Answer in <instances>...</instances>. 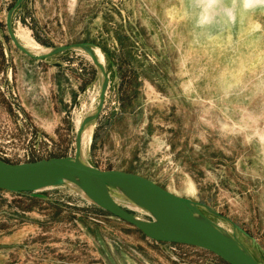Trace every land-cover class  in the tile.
Instances as JSON below:
<instances>
[{
	"label": "rangeland",
	"instance_id": "374dc122",
	"mask_svg": "<svg viewBox=\"0 0 264 264\" xmlns=\"http://www.w3.org/2000/svg\"><path fill=\"white\" fill-rule=\"evenodd\" d=\"M17 1L0 0V158L78 156L144 175L191 199L264 264V0H23L14 9ZM12 10L19 44L28 36L48 50L26 48L33 55L71 47L28 55L10 36ZM116 30L137 41L140 75L129 82L126 67L122 85L108 72L105 85L101 46L118 47ZM105 88L100 116L79 136ZM99 209L76 183L0 189V264H228Z\"/></svg>",
	"mask_w": 264,
	"mask_h": 264
},
{
	"label": "water",
	"instance_id": "95a60500",
	"mask_svg": "<svg viewBox=\"0 0 264 264\" xmlns=\"http://www.w3.org/2000/svg\"><path fill=\"white\" fill-rule=\"evenodd\" d=\"M23 0H18L14 9L19 7ZM13 9V10H14ZM8 19L10 36L17 45L28 55L34 58L48 57L57 52L69 49L65 46L54 49L40 57L33 55L22 47L12 29V12ZM80 46L91 53L94 60L96 56L89 44ZM105 76V85L109 83V73L106 67L98 64ZM106 95L103 89L101 102L93 116L88 117L79 128V136L84 131L87 123L100 116ZM66 179H72V183L80 185L85 193L94 190L91 200L101 209L111 215L122 219L138 230L146 237L161 243H179L203 248L228 264H263L257 260L240 241L224 231L195 206V203L184 196L178 195L154 180L131 171L120 169L103 170L85 163L80 157H53L32 162L10 163L0 158V189L11 192H23L39 190L45 186L54 184H66ZM92 184V187L89 185ZM124 185L133 193L135 200L147 209L154 220L158 218L162 226L152 225L154 220L148 223L142 222L136 215L122 206L111 194L110 186ZM34 196H43L34 193ZM205 217L212 223L203 224L195 213ZM156 217V218H155ZM233 237V238H232Z\"/></svg>",
	"mask_w": 264,
	"mask_h": 264
},
{
	"label": "trees",
	"instance_id": "16d2710c",
	"mask_svg": "<svg viewBox=\"0 0 264 264\" xmlns=\"http://www.w3.org/2000/svg\"><path fill=\"white\" fill-rule=\"evenodd\" d=\"M115 37H116V41L118 42V45H117L118 47L116 49L112 50L105 46H101L103 51L106 54V58L108 62V66H107L108 72H110L113 77L115 75H118V78L120 79V82H121V83L119 82V84L124 85L127 82L125 81V78L127 76L125 72H126V67H128L130 70H132L134 74L133 80L131 79L129 82H134L139 78V75H140L138 68L135 66L134 60H133L134 59L133 50H134V47L137 41H135L134 39L132 40L131 35H129L126 31H123L121 33L120 30H116ZM115 67L117 68V72H116V69L114 70ZM119 100L121 102L120 114L122 115V113L127 110V104L125 101V97H120ZM116 114L117 112H112L108 121H112L114 117L116 116ZM116 119L117 120L121 119V116H117ZM97 131H98V128L95 131L93 145H95L96 140L98 139ZM99 210L107 215H111L109 212L101 208ZM219 259L222 260L221 258Z\"/></svg>",
	"mask_w": 264,
	"mask_h": 264
},
{
	"label": "bare ground",
	"instance_id": "6f19581e",
	"mask_svg": "<svg viewBox=\"0 0 264 264\" xmlns=\"http://www.w3.org/2000/svg\"><path fill=\"white\" fill-rule=\"evenodd\" d=\"M20 40L21 42L25 45L26 48H28L30 51L36 53V54H40V53H45L48 50L38 46L37 44H35V42L32 40V38L28 37V36H20ZM98 53V57L100 59L101 62L104 61L103 55L101 54L100 51H97ZM72 179H66L65 182H67V184L72 183L71 182ZM92 187V184H89ZM82 188V187H81ZM93 190V187H92ZM110 191L111 194L114 196V198L120 203L119 201V197L120 198H124L126 200H128L130 202V204L132 205V207L134 206L135 208L139 209V210H145L147 212H149L147 209H145L140 203H138L135 198H134V193L128 188L125 187L124 185H117V186H110ZM86 195L89 197L90 196H94V190L91 192V189H89V194L86 192ZM90 198V197H89ZM91 199V198H90ZM93 200V199H92ZM121 204V203H120ZM130 207V206H129ZM127 208V207H126ZM151 212V211H150ZM149 212V213H150ZM196 217L203 223V224H210L212 223L210 220L206 219L205 217L199 215V213H195ZM141 216V215H140ZM142 222L144 223H148V221L146 219H143L139 216H137ZM156 218V217H155ZM152 225L155 224V226H162V222L161 220H159L158 218H156L154 220V222H151ZM149 224V223H148ZM233 238V237H232Z\"/></svg>",
	"mask_w": 264,
	"mask_h": 264
},
{
	"label": "built area",
	"instance_id": "2783aa9c",
	"mask_svg": "<svg viewBox=\"0 0 264 264\" xmlns=\"http://www.w3.org/2000/svg\"><path fill=\"white\" fill-rule=\"evenodd\" d=\"M19 157L22 158V159L23 158L26 159V160H24V162L30 161V159H31V155L30 154H28L27 156L25 154H20Z\"/></svg>",
	"mask_w": 264,
	"mask_h": 264
}]
</instances>
